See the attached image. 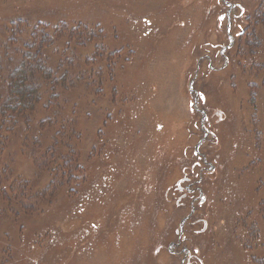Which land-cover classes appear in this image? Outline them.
I'll list each match as a JSON object with an SVG mask.
<instances>
[{
  "label": "rangeland",
  "instance_id": "374dc122",
  "mask_svg": "<svg viewBox=\"0 0 264 264\" xmlns=\"http://www.w3.org/2000/svg\"><path fill=\"white\" fill-rule=\"evenodd\" d=\"M216 1L0 0V19L26 7L77 11L75 32L55 43L65 58L82 54L75 79L65 73L63 100L37 114L74 117L80 135L71 145L82 175L59 187L55 168L35 161L57 139L55 125L9 135L0 170L9 167L34 193L53 182L57 191L51 200L13 202V212L0 198L9 213L0 217V264H179L166 247L182 222L181 247H197L203 264H264V63L254 56L264 52V0H228L246 8L243 36L231 29L236 40L226 68L208 73L204 63L190 86L207 44L227 43L224 27L207 15ZM221 64L214 59L212 67ZM191 88L205 96L212 133L199 148ZM32 132L47 144L40 152L35 137L26 148ZM196 152L214 171L210 188L200 187L207 202L196 214L207 219L208 232L197 243L190 240L194 220H186L190 207H177L175 193ZM223 172L229 185L218 180Z\"/></svg>",
  "mask_w": 264,
  "mask_h": 264
},
{
  "label": "trees",
  "instance_id": "16d2710c",
  "mask_svg": "<svg viewBox=\"0 0 264 264\" xmlns=\"http://www.w3.org/2000/svg\"><path fill=\"white\" fill-rule=\"evenodd\" d=\"M88 5L92 8L94 2ZM65 13L66 11L57 9L26 7L24 12H20L16 17L0 19V160L3 149L7 150L5 144L10 143L9 135L16 134L15 129L23 127L38 130L40 127V130H43L45 126H50L49 124L55 125L57 128L54 130V135L57 139L52 147L46 148L48 152L44 156L40 155L35 161L43 162V166L47 164L48 168L51 166L55 168L52 173L56 172V180L60 182L59 187L63 186L64 181L68 184L73 182L74 173L81 174L77 160H75L74 147L71 145L74 140L79 139L80 134L78 135L73 128L77 122L74 121V117H66L63 112L53 117L47 114L38 117L37 114L39 107L45 108L49 104V107H52L55 105L54 101L57 103L63 100L67 89L70 90L63 84L66 75L73 78L75 68L78 70L81 67V53L74 51L71 58H65L58 49L60 44L55 43L57 36V41L60 42L68 33L75 32V25L81 20L76 16L77 11L69 13L72 14L71 16ZM51 19H54L53 24H51ZM83 31L86 32L85 29ZM90 37L92 40L95 39L92 35ZM68 44L65 45V50H71L72 44ZM257 54L256 63H264V52L254 53V56ZM61 68L65 69L61 70L63 74L59 73ZM255 76H259V73L253 75L252 78L254 79ZM71 82L70 84L68 82L70 87L75 81ZM48 110V108L44 109L46 112ZM34 137L37 139L36 145L40 146L37 152H40L47 144L44 141L40 142L33 132L26 138V148L30 146V141L33 144ZM68 148L72 151L65 156L64 152ZM8 168L6 166L0 170V198L7 203L10 212L14 211L11 206L13 202L16 205L19 202H30L32 196L34 199L47 196L48 200L54 198L57 191L54 188L56 182L34 193L33 188L28 189L24 181L15 177L12 170ZM213 173L214 171L211 174ZM225 177V173L218 175V180L221 179L223 186L230 183L227 181L228 176L224 179ZM208 179H211L210 174H204L199 187L205 185ZM23 185L25 188L22 187ZM208 188H210L209 184ZM1 210L0 217H6L9 214L6 209ZM15 212V215L21 214L20 211L15 210Z\"/></svg>",
  "mask_w": 264,
  "mask_h": 264
},
{
  "label": "flooded vegetation",
  "instance_id": "af4514ba",
  "mask_svg": "<svg viewBox=\"0 0 264 264\" xmlns=\"http://www.w3.org/2000/svg\"><path fill=\"white\" fill-rule=\"evenodd\" d=\"M217 6H209L207 9V15L216 16L217 25L219 29H224V34H226V42L224 44H207L204 50V54L201 55L197 59L196 68H195V76L194 80H191L190 86H192L195 80L198 78V73L202 67V64H206L208 73H220L221 70L226 68L228 64V54L233 48L234 42L236 40V36L231 33V29H238L240 32L237 35V39L243 36V32H241L243 28V23L245 20V12L246 8L240 6L238 4H231L228 0H217ZM238 10L239 14H233V11ZM247 18V17H246ZM223 40V42L225 41ZM210 50L213 51L210 53ZM223 60V64H221L218 68L212 67L213 61ZM190 96L193 98L190 99V112L194 116H200V129L203 132V137L197 143V148L203 145V143L212 136V133L209 131L208 122H209V113L205 109L206 99L202 92H199L197 89H189ZM197 103H200V109H197ZM217 112H215L216 114ZM219 118L218 113L216 114ZM219 121H223L220 119ZM218 123V122H217ZM195 156L198 159L193 163L189 168H185V175L181 177L175 187V193L179 194L177 197L176 206L181 207L183 205H189L190 207V215H188L186 220L189 218L194 221L191 223L193 228L192 236L194 239H190L192 242H198V239L201 236H204L208 232V221L202 215H197L196 212L199 211L201 207H203L207 198L205 193L201 191L199 187L202 177L204 174H211L213 171V166L210 163L206 162V159L200 157L198 152L195 153ZM173 195V193H172ZM184 222L181 223L180 230L175 231V235L177 237L176 242H170L166 247L167 251L174 256L179 264H203V259L200 257V253L197 247L188 248L183 246V242L186 240L185 231H184ZM198 238V239H197Z\"/></svg>",
  "mask_w": 264,
  "mask_h": 264
}]
</instances>
